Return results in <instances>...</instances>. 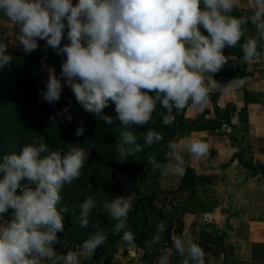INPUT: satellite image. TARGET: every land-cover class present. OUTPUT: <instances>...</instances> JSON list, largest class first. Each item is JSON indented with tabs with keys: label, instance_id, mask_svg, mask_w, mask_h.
I'll use <instances>...</instances> for the list:
<instances>
[{
	"label": "clouds",
	"instance_id": "clouds-1",
	"mask_svg": "<svg viewBox=\"0 0 264 264\" xmlns=\"http://www.w3.org/2000/svg\"><path fill=\"white\" fill-rule=\"evenodd\" d=\"M236 4L237 0H78L75 5L72 0H0V14L16 25V47L25 54L38 50L39 41H44L45 51L51 48L64 57L59 74L47 65L46 56L41 60L48 72L38 93L43 101L55 105L64 88H70L85 112L109 125L113 118L103 110L109 102L115 104L124 126L116 142L117 160L123 163L163 141L160 132L148 128L158 105L167 127L188 106L203 112L210 94L228 97L245 86L246 77H233L227 83L214 78L231 59L223 50L236 47L242 38L243 62L264 58V0H249L252 14L240 17L232 15ZM65 38L68 43L62 44ZM7 40L6 31L0 30V70L14 59ZM60 114H67L71 122L68 106ZM139 127L147 130L139 136L130 130ZM83 133L84 128L78 127L76 135ZM141 139L143 144L138 142ZM209 147L201 139L169 140L166 163L158 162L155 154L148 163L153 171L160 170L179 183L186 175L184 154L200 160L209 154ZM66 149L51 150L41 137L0 160V216L10 213L0 224V264L91 260L108 240L99 222L91 221L94 210L108 215L113 235L134 243V233L126 229L136 194L111 200L89 194L79 204L76 223L80 228L91 224L95 231L83 241L79 254L55 250L54 245L61 243L57 233L64 231V214H76L75 208L62 203L61 192L82 175L89 159V151L79 144L68 143ZM166 230V222L159 221L146 246L159 244ZM173 252L184 257L183 264H205L203 249L179 236L158 264H171Z\"/></svg>",
	"mask_w": 264,
	"mask_h": 264
},
{
	"label": "crops",
	"instance_id": "crops-1",
	"mask_svg": "<svg viewBox=\"0 0 264 264\" xmlns=\"http://www.w3.org/2000/svg\"><path fill=\"white\" fill-rule=\"evenodd\" d=\"M72 2L75 5L78 0ZM252 11L249 0H237L232 15H251ZM0 30L7 33L8 50L25 57V61L35 66L37 88L44 87L47 82L48 72L41 65L45 56L47 65L54 67L59 74V56L51 48L45 51L44 41H39L38 50L25 54L16 47L19 35L16 25L2 14ZM249 31V35L254 32L251 25ZM242 43L223 50L225 56L231 57L224 69L227 72L243 71L242 77L247 78L245 86L228 97H223L220 92L212 93L203 112L189 107L185 115L204 121H219L221 127L230 123L238 130V136H232L222 128L221 132L196 131L192 124L182 129L177 142L201 139L209 144V154L200 160L184 154L186 175L179 183L159 170L153 202L156 210H162L177 228L173 238L179 236L191 240L203 249L205 264H264V58L258 63L243 62ZM233 77L222 73L214 76L221 83H227ZM62 97L72 103L71 107L68 106L71 114L76 106L72 90L64 88ZM189 178L194 179L193 185L185 183L190 181ZM223 179L227 182L225 187L221 183ZM66 187L69 191L68 185ZM108 220L112 226L109 217ZM5 221L0 216V224ZM60 245L61 249L56 251L62 254H79L81 251L80 244L61 242ZM170 249L165 245L156 249L154 254L160 257ZM140 251L135 243L122 242L119 237L111 264H133ZM98 254L99 250L83 264H103V258ZM183 260V256L173 252L171 264H183Z\"/></svg>",
	"mask_w": 264,
	"mask_h": 264
},
{
	"label": "rangeland",
	"instance_id": "rangeland-1",
	"mask_svg": "<svg viewBox=\"0 0 264 264\" xmlns=\"http://www.w3.org/2000/svg\"><path fill=\"white\" fill-rule=\"evenodd\" d=\"M234 16L240 17L242 15L234 14ZM202 33L207 34L206 32ZM248 33L250 34L251 32L249 31ZM23 80H18V84L12 87L8 99L0 93V160H2L5 154L19 152L23 145L31 143L34 139L38 140L41 137L49 144L51 150L66 151V144H79L86 151H89V159L82 169V175L74 180L71 185H68V188L71 190L75 189L77 197L78 194L82 193L81 186L83 183H90L93 186L94 182L97 184L95 178L99 180L106 178L107 169L111 165L109 161L113 159L117 163L116 166L118 168L122 164L126 165L128 177L133 180V185L137 188V195L154 196L156 198L155 191L157 189L159 170L153 171L152 165L148 163V158L155 154L158 162L165 163L166 148L163 144L160 147L156 144L151 148H144L135 157H130L121 163L117 160L116 142L124 127L118 130L116 126L118 118L114 103L109 102V106L103 110L105 115L113 118V123L110 125L106 124L103 120H98L91 113L85 112L77 101L74 112L70 114L72 120L69 122L66 119L67 114H60L61 110L66 106H72L69 100L65 101L61 96V99L55 105H50L43 101L38 94L44 87H40L38 90L29 93L20 84ZM186 112L181 120L182 128L191 124L194 125L196 119H199V117L195 116V118L193 115L185 117ZM81 126L84 128V133L82 136H77L76 130ZM149 128L160 132L163 129V123L162 121L155 120L151 122ZM165 137L167 139V135ZM138 142L143 144V142ZM107 153H109V156H105ZM106 157H109L107 158L108 167L106 166ZM121 175L123 176L122 172ZM222 181H224L221 182L222 186L225 187L227 182L225 179ZM210 182L211 178L209 179ZM120 186L119 183L115 185L114 181L111 185L113 187L112 192L115 191L114 188L120 190ZM91 189H93L91 194H95L101 199H107L106 192L102 190L101 185H94ZM222 193L223 195L225 194L224 191ZM149 218L151 225L156 227L159 220L153 210L149 211ZM126 230H129V227ZM60 244H57L55 250L61 249ZM143 254L144 252L140 251L139 255L133 260V264ZM158 258L157 255H153L150 264H157Z\"/></svg>",
	"mask_w": 264,
	"mask_h": 264
},
{
	"label": "trees",
	"instance_id": "trees-1",
	"mask_svg": "<svg viewBox=\"0 0 264 264\" xmlns=\"http://www.w3.org/2000/svg\"><path fill=\"white\" fill-rule=\"evenodd\" d=\"M202 32H206L201 27ZM243 42V39L240 41V43ZM64 43H68L67 39L64 40ZM239 46V45H238ZM11 55H13L14 59L10 66H6L4 69L0 70V93L1 95H4L5 98L8 99L10 91H12V87L18 84V80L24 79L21 81L20 84L24 88H26V91L32 92L34 90H38L36 86V78L34 77V72L36 70L35 66L32 65V63L25 61V57L16 55L13 52L8 51ZM64 59V57L59 56V66L61 68V61ZM34 71V72H33ZM219 73L225 74V75H232L235 77H242L243 71H234V72H227L225 69L221 70ZM218 74V73H217ZM216 75V74H215ZM153 94V93H150ZM191 102H189L190 105ZM190 106L186 107L184 110L181 111L179 115L175 117V123L171 126H164L163 129L160 131V133L163 135L164 139L163 141L158 144V147L163 144V146L166 145V143L169 140H177L179 132L182 129L189 128L190 125L181 127V120L184 116L186 110ZM160 111H162V108L160 106H157V111L153 113L154 121H162L160 115L158 114ZM116 112V111H115ZM151 124V121L149 122L148 128ZM68 125V124H65ZM116 126L118 130L120 128H123L121 121L117 119ZM221 123L219 121L214 120H201L197 119L194 124V130H217L221 132ZM124 130V129H123ZM133 131L137 136L140 135L141 132L146 131L147 129L145 127H139V128H133L130 129ZM167 135V139L165 137ZM140 142H143V140H139ZM167 151V150H166ZM105 156H109V153H107ZM109 157H106V159ZM106 166L108 167V159L106 160ZM166 162V157H165ZM110 168L107 169V176L104 180H99L98 178H95V181L97 184L101 185L102 190L106 192V196L108 200H111L116 195H128L130 193H135L137 199L134 201V211H132L129 215L128 224H129V231L134 233L135 240L134 243L137 245V248H139L141 251L144 252L143 256L140 258H137L134 264H150L151 263V257L154 254V251L160 247L168 246L171 248V243L173 239V235L177 232V228H174V224L171 223V219L168 218L162 210H156V208L153 205L154 196H142L137 195V188L133 185V180L128 177L127 168L126 165L120 166L119 168L116 166L115 160L111 159L109 161ZM121 170V171H120ZM120 171V173H118ZM121 172L123 176L121 175ZM191 175V174H190ZM193 177V176H191ZM0 178H2V174H0ZM189 182L186 181V184L193 185L194 179L189 178ZM202 180V179H201ZM115 181V185L119 183L120 190H117L118 188H114L115 191L112 192L111 185ZM94 182V185H97ZM93 185V186H94ZM114 185V184H113ZM92 184L90 183H83L82 184V193L77 195L75 194L74 190H67L63 189L61 192V196L63 197L62 203L67 204L70 209L75 208L76 214H72L70 211L69 214H64L63 223H64V231L57 233L59 239L61 242H68V243H75V244H82L85 239H87L95 230L91 227V224L87 228H80L77 221V216L79 212V204L83 202V200L91 194L92 190ZM90 189V190H89ZM95 190V189H94ZM80 195V196H79ZM77 197V198H75ZM153 210L156 215L166 222V232L163 234L162 241L157 245H152L151 247L146 246L145 241L150 240L153 235L155 234L156 227H153L150 223L149 218V211ZM10 213L4 214L2 217H4L6 220L9 218ZM92 222H99L100 228L104 229L108 233V240L105 243L104 246H99L97 250H99V257L103 258V264H111V260L113 257V253L115 250L116 242L119 238L118 235H113L111 233L112 226L108 220V215L105 214V212H102V210H94L91 216Z\"/></svg>",
	"mask_w": 264,
	"mask_h": 264
},
{
	"label": "water",
	"instance_id": "water-1",
	"mask_svg": "<svg viewBox=\"0 0 264 264\" xmlns=\"http://www.w3.org/2000/svg\"><path fill=\"white\" fill-rule=\"evenodd\" d=\"M222 130L232 136H235V137L238 136V130L230 123L223 124Z\"/></svg>",
	"mask_w": 264,
	"mask_h": 264
}]
</instances>
